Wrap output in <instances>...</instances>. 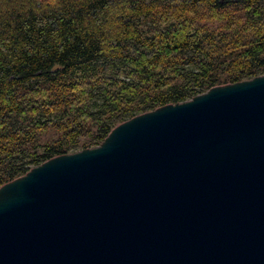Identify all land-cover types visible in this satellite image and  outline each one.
<instances>
[{
  "label": "water",
  "instance_id": "water-1",
  "mask_svg": "<svg viewBox=\"0 0 264 264\" xmlns=\"http://www.w3.org/2000/svg\"><path fill=\"white\" fill-rule=\"evenodd\" d=\"M0 264H264V73L2 182Z\"/></svg>",
  "mask_w": 264,
  "mask_h": 264
},
{
  "label": "trees",
  "instance_id": "trees-1",
  "mask_svg": "<svg viewBox=\"0 0 264 264\" xmlns=\"http://www.w3.org/2000/svg\"><path fill=\"white\" fill-rule=\"evenodd\" d=\"M263 73L264 0H0V184Z\"/></svg>",
  "mask_w": 264,
  "mask_h": 264
}]
</instances>
